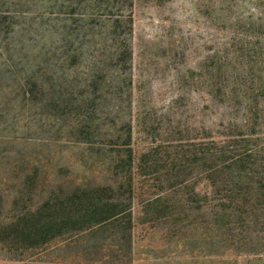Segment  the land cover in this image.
I'll return each instance as SVG.
<instances>
[{"label": "rangeland", "instance_id": "374dc122", "mask_svg": "<svg viewBox=\"0 0 264 264\" xmlns=\"http://www.w3.org/2000/svg\"><path fill=\"white\" fill-rule=\"evenodd\" d=\"M256 2L0 0V226L81 185L124 200L130 158L134 174L124 252L108 233L89 255L83 240L31 247L14 236L0 264H264L213 218L195 160L209 130L241 116L237 30L264 16ZM253 87L264 108V76Z\"/></svg>", "mask_w": 264, "mask_h": 264}, {"label": "trees", "instance_id": "16d2710c", "mask_svg": "<svg viewBox=\"0 0 264 264\" xmlns=\"http://www.w3.org/2000/svg\"><path fill=\"white\" fill-rule=\"evenodd\" d=\"M255 5L260 7L254 10L264 13V5L259 2ZM2 13L0 19L8 18L7 12ZM237 32L241 56L246 60L241 67L243 82L230 91L235 93L236 112L241 116L221 124L222 130H216L218 136L213 134V129L209 130L200 143L195 160L202 162L205 179L210 184L206 203L213 218L222 223L224 234L241 248L245 247L244 251L264 254V108L248 94L256 80L264 76V16L252 18ZM123 47L118 45L116 49L121 51ZM232 92L223 95L230 97ZM131 138L130 133L125 144L131 145ZM131 159L124 177L132 194L126 199L114 194L115 188L110 185H81L58 196L55 194L34 210L12 214L0 226V243L14 236L31 247L49 244L59 238L68 246L83 240L87 243L85 254L89 255L92 248L99 247L90 244L91 238L108 233L117 251L124 252L123 243L125 239L130 242L134 225ZM108 237L105 239H110ZM84 264L101 263L85 259ZM103 264H124V261L112 258Z\"/></svg>", "mask_w": 264, "mask_h": 264}]
</instances>
